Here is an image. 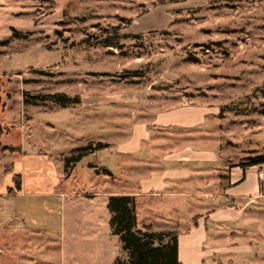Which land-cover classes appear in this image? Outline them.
Segmentation results:
<instances>
[{
	"label": "rangeland",
	"instance_id": "374dc122",
	"mask_svg": "<svg viewBox=\"0 0 264 264\" xmlns=\"http://www.w3.org/2000/svg\"><path fill=\"white\" fill-rule=\"evenodd\" d=\"M115 27L121 39L108 47L106 39ZM55 93L78 103L62 108L29 100ZM180 105L200 106L208 113L194 142L208 144L215 154L205 168L212 190L221 195L237 167L248 180L227 190L262 186L264 193V165L242 167L264 158V0H0V264H114L116 258L125 259L119 237L106 232L109 226L102 219L90 227L93 234L79 219L88 211L103 218L102 209L97 210L100 199L76 194L93 193L97 186L132 190L121 180L120 167L131 179L134 169L135 179L143 170L145 147L124 166L116 147L106 153L99 142L118 146L135 126L150 129L157 113ZM172 132L182 143L186 131ZM79 150L87 154L67 167ZM32 155L46 157L52 179H58L55 190L72 198L34 199L24 215L22 207L26 210L30 202L13 198L14 177L20 184L26 178V158ZM192 165L188 171L196 170ZM94 167L103 172L97 176ZM257 171L261 185L253 176ZM188 174L193 189L199 180ZM151 202L148 212L138 211L137 227L180 235L183 264H264V197L240 216L239 226L259 223L243 234H229L234 224L208 221L211 247L205 251L199 247L202 231L183 238L193 223L191 215L200 211H165L161 215L170 220L164 221ZM236 239L239 245L252 239L256 248L241 257L221 250Z\"/></svg>",
	"mask_w": 264,
	"mask_h": 264
},
{
	"label": "crops",
	"instance_id": "0c3cea01",
	"mask_svg": "<svg viewBox=\"0 0 264 264\" xmlns=\"http://www.w3.org/2000/svg\"><path fill=\"white\" fill-rule=\"evenodd\" d=\"M207 116V111L200 106H175L166 110V112L157 113L152 124H150V129H148L146 125L135 126L134 132H132L133 135L128 134L126 140L119 143L118 146H115V144L112 146V142L110 143V141H107V143H101L102 141L99 142V144L103 145L106 153H110V150H114V147H116L114 153L117 155V161L119 163L123 162L124 166L125 163L130 164V160H133L134 156L141 152L143 146L146 150H144V155H140L143 170L137 174L135 179L132 176L136 173L134 169L128 168L133 170V174L130 176L132 177L131 179L128 178L124 172L126 167H120L121 180H123V183L127 184V187L133 188L132 190L114 191L107 190V188L106 190H98L97 186V190L93 193L76 194V197L79 199L81 197H88L94 202V199H100L102 204V208H98L97 210L102 209L103 218L98 217L95 213L92 214L91 211L79 216L82 222H86L85 226L92 231L91 234H93L94 231L90 227H96L94 222L96 223L97 220L102 219V223L105 226H109V214L106 209V204L108 198L112 195H128L134 197L137 225L140 223L138 221V213L148 212L149 209L146 208L150 207L148 203L151 201H153L151 202L153 203L151 206L156 208L158 217L164 221L170 220V218L168 219L161 215L165 211H200V213L196 215H191L190 213V219L193 223L190 224V229L183 238H190L196 231L198 233L202 231L201 240L199 242L201 251H205L207 248L211 247L209 246L211 244L208 240L210 236L208 237L207 233L208 221L215 226L219 223L234 224L236 230L229 231V234L234 236L240 234V231L242 232L241 234H243L250 224H259L258 220H252L250 223H246L245 225L242 223L241 226H239L240 222H242V217L240 216H242L246 206L264 197L262 186L252 188L248 191L244 189L238 193L227 190L234 182L240 179L242 180V178L244 182L241 185L245 184L248 180L246 173L245 177H242L243 175L239 173L237 167L232 169L226 185L222 187L221 195L217 194L218 192L216 193L217 190H212L210 186V175L205 168L216 160L215 154L209 148L208 144L196 145L194 142L196 140L194 133L200 132V128L204 125ZM177 129H184L186 131V137H182V143H177L178 139H174L173 137L174 132L172 131ZM137 134H139L140 138L134 140L133 136ZM182 135L184 136V134ZM27 157L26 168L30 173L28 172L29 174L26 178L22 177L20 188L15 190L13 196L16 200L19 199V202L20 199L23 198L29 200L30 205L25 206L26 210H24V206L22 207V211H25L24 215L26 211H31V205L34 199H44L46 196L50 197L55 194H59L61 198L71 196V194H66L62 190L59 192L55 190L58 179H52L50 169L47 168L49 165L46 164L45 156L32 155ZM187 165L196 167V170H192L191 167H189L188 171ZM45 166L46 168L44 169L43 167ZM16 168L18 171H21L23 164H18ZM259 168L260 167L257 166V169ZM91 170H93L97 176L103 172L95 167L91 168ZM105 171L108 176L114 177L111 170L104 169V173ZM258 171L253 176L259 185H261L262 180H259L257 177ZM188 173H191L192 176L195 173V177L199 180V183L194 185L193 189L189 188V183L186 182V180L190 179ZM70 198H72V196ZM79 199L78 201L76 199L71 200H73V204L76 205V202H80ZM94 210L95 209H93V211ZM202 220L204 223H202ZM145 225L149 226V223ZM106 232L111 234L110 227L109 231L106 230ZM103 233L105 234L104 231ZM181 239L182 237L178 235V260L183 264L184 262L181 257ZM238 240L239 239H236L226 243V247H234L233 249H235V251L226 247L221 250L228 249L227 255L233 254L239 257V254H244V251L250 253L256 248L255 245L251 244L252 239H248L247 243L242 245L238 244Z\"/></svg>",
	"mask_w": 264,
	"mask_h": 264
},
{
	"label": "trees",
	"instance_id": "16d2710c",
	"mask_svg": "<svg viewBox=\"0 0 264 264\" xmlns=\"http://www.w3.org/2000/svg\"><path fill=\"white\" fill-rule=\"evenodd\" d=\"M119 28L113 29V34L107 37L108 47L118 46L121 37ZM37 102H53L62 108L78 103V99H70L65 94L55 93L29 96V100ZM87 150H79L66 166L79 162ZM264 165V158L242 165ZM14 177V185L18 190L20 181ZM106 209L109 214V227L112 235L118 236L125 259L116 258L114 264H181L178 260V234L176 232H148L137 227L134 197L128 195H112L108 198Z\"/></svg>",
	"mask_w": 264,
	"mask_h": 264
},
{
	"label": "built area",
	"instance_id": "2783aa9c",
	"mask_svg": "<svg viewBox=\"0 0 264 264\" xmlns=\"http://www.w3.org/2000/svg\"><path fill=\"white\" fill-rule=\"evenodd\" d=\"M258 176L261 177V176H263V175H262V174H259Z\"/></svg>",
	"mask_w": 264,
	"mask_h": 264
}]
</instances>
